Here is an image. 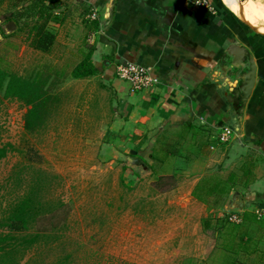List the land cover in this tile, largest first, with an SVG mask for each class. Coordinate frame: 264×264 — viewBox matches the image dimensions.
Returning a JSON list of instances; mask_svg holds the SVG:
<instances>
[{
    "label": "crops",
    "instance_id": "crops-1",
    "mask_svg": "<svg viewBox=\"0 0 264 264\" xmlns=\"http://www.w3.org/2000/svg\"><path fill=\"white\" fill-rule=\"evenodd\" d=\"M195 1L58 0L64 6L54 10L42 33L53 36L66 57L76 49L84 58V42L94 49V63L109 72L119 108L108 148L131 164L124 174H153L156 181L177 175L190 182L173 194L189 195L185 206L198 215L193 218L203 236L185 259L264 264V19L256 10L264 12V0H210L212 11ZM241 5L248 6L251 22ZM234 44L258 67L243 112L234 108L232 78L224 69L225 51ZM125 64L147 69L157 85L132 92L116 77ZM222 127L235 134L227 144L218 141ZM233 192L244 203L239 214L227 210ZM233 216L237 221L228 223ZM191 235L189 243L196 241Z\"/></svg>",
    "mask_w": 264,
    "mask_h": 264
},
{
    "label": "rangeland",
    "instance_id": "rangeland-1",
    "mask_svg": "<svg viewBox=\"0 0 264 264\" xmlns=\"http://www.w3.org/2000/svg\"><path fill=\"white\" fill-rule=\"evenodd\" d=\"M32 1L0 5V68L22 78L48 68L63 75L53 85L48 120L35 132L25 129L23 103H0V144L8 150L0 160V234L7 232L1 225L9 208L38 183L46 212L58 210L31 224V233L47 232L33 249L18 254L20 264H206L199 257L185 259L203 236L194 220L198 215L185 206L189 195L173 194L190 182L177 175L156 181L153 174H124L131 164L108 148L119 108L109 72L76 80L72 71L83 59L76 49L74 57L54 44L47 52L36 49L26 27V18L29 26L36 21L29 12ZM11 12L24 19L8 32L4 17ZM74 23L83 26L79 19ZM187 232L195 242L189 243Z\"/></svg>",
    "mask_w": 264,
    "mask_h": 264
},
{
    "label": "trees",
    "instance_id": "trees-1",
    "mask_svg": "<svg viewBox=\"0 0 264 264\" xmlns=\"http://www.w3.org/2000/svg\"><path fill=\"white\" fill-rule=\"evenodd\" d=\"M3 1L5 0H0V5ZM46 2L49 5H46ZM31 5L29 12L31 18L34 17L36 21L32 24L33 26H29L26 18V27H29L28 39L32 40V45L36 49L47 52L55 40L53 36L42 33L45 22L54 10L62 9L64 4L59 3L58 0H33ZM23 19L24 14L11 12L4 17V22H14L18 26ZM93 53L94 49L89 48L83 60L73 69V79L85 80L103 74L106 67L94 63ZM62 75V72L48 68L35 73L31 78H22L0 68V95H3V98H0V103L3 99H12L23 103L28 108L25 115V129L28 133L35 132L48 120L53 106L51 103H54L56 98L55 93L52 92L53 85ZM7 153V147L0 144V160L4 159ZM163 179V177L160 178V180ZM38 189L39 184H34L30 191L9 208L4 223L1 225L7 232L0 234V264H20L18 254L33 249L46 235L47 229L31 233V224L45 216L53 217L52 212H56L58 208H54L48 214L49 212H46L44 208L45 204L38 199ZM56 227L54 226L51 232H54ZM32 261L29 260L26 264H33Z\"/></svg>",
    "mask_w": 264,
    "mask_h": 264
},
{
    "label": "water",
    "instance_id": "water-1",
    "mask_svg": "<svg viewBox=\"0 0 264 264\" xmlns=\"http://www.w3.org/2000/svg\"><path fill=\"white\" fill-rule=\"evenodd\" d=\"M16 28L14 22H9L4 26L8 32ZM0 39L2 34L0 33ZM100 41L109 46L114 45L106 37L100 36ZM224 64L226 71L232 78V86L235 97V109L243 112L252 92L255 88L258 78V67L254 61V57L243 47L237 44L230 46L224 55ZM223 126V123L220 124ZM229 213L239 214L244 210L242 197L238 192H233L230 196L227 206Z\"/></svg>",
    "mask_w": 264,
    "mask_h": 264
},
{
    "label": "built area",
    "instance_id": "built-area-1",
    "mask_svg": "<svg viewBox=\"0 0 264 264\" xmlns=\"http://www.w3.org/2000/svg\"><path fill=\"white\" fill-rule=\"evenodd\" d=\"M195 3L205 9L212 11L214 8L210 0H196ZM95 14L92 18L95 19ZM116 77L130 85L132 92H142L144 90H151L157 81L153 80L147 69L141 68L134 64L121 65L116 69ZM234 131L229 127H222L218 134V141L224 144L229 143L234 137ZM264 215V210L259 213ZM230 221H237V217H229Z\"/></svg>",
    "mask_w": 264,
    "mask_h": 264
},
{
    "label": "bare ground",
    "instance_id": "bare-ground-1",
    "mask_svg": "<svg viewBox=\"0 0 264 264\" xmlns=\"http://www.w3.org/2000/svg\"><path fill=\"white\" fill-rule=\"evenodd\" d=\"M228 1V3L230 4L231 2L229 1V0H227ZM244 1V0H243ZM243 5V4H242ZM241 5V10H240V12H241V14L246 18V19H248V20H250V11H249V9H248V6H242ZM256 10H257V15L262 19H264V12H263V10H261L260 8H256ZM253 20H254V18H253ZM249 22H251V20L249 21Z\"/></svg>",
    "mask_w": 264,
    "mask_h": 264
}]
</instances>
